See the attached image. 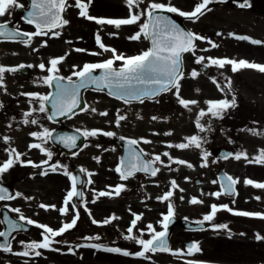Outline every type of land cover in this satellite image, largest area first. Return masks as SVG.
Wrapping results in <instances>:
<instances>
[{"label": "snow or ice", "instance_id": "1", "mask_svg": "<svg viewBox=\"0 0 264 264\" xmlns=\"http://www.w3.org/2000/svg\"><path fill=\"white\" fill-rule=\"evenodd\" d=\"M218 2V0H199L195 3L191 11H183L180 8L171 4L170 0L168 3H157L151 2L146 5L143 10L133 11V9H138L139 5L143 3V0H125L126 6L129 10L127 18H98L89 14V8L93 3V0H75L74 7L79 10L78 15L89 21H94L97 25H112L115 28L119 29L124 25H136L139 24V31L135 34L128 37L132 41H139L142 37L143 39L149 40L151 42V47L147 50L140 52L137 55L126 56L124 54H118L115 49L107 47L101 39L99 32L95 35V42L97 46L105 52H111L112 57L104 60L99 63H84L82 67L73 66V71L71 75L64 77L59 75L60 69L59 65L63 63L66 58L65 56L50 58L48 61V67L42 62L36 67L42 71H46L48 75L42 77L43 84L47 85L49 88L55 85V92H49L47 94L39 93H21V95H26L30 97V103L38 102V108H32L29 111L23 113L26 117L23 121L24 124H37L36 119H27L31 117L33 112L48 113V107L50 105L52 111L47 115L49 121H55L57 117L60 116H69L70 113L79 107V96L81 89H86L89 86H95L97 91L107 89L108 94L115 96L116 99L122 100L125 104L130 103L133 100L143 102L145 97H154L158 96L162 92H169L172 89H175V95L177 97L178 103L186 109L190 110L191 105H196L198 101L188 100L180 97V81L184 78V72L182 69V54L192 53L195 55L196 51V42L197 41H206L211 48L219 47L211 39L194 33L192 31H185L178 24H176L172 19L166 15H158L157 13H174L180 17L187 18L193 22L199 20L207 12L212 11L209 7L211 4ZM224 2V0H220ZM68 0H31L30 10L27 12L26 16L22 17L24 22L29 25H33L35 31L28 32L22 31L18 26L9 27V22L4 21L0 22V38L5 40L16 41L17 38H23L20 40L26 46L30 45L34 37L48 36L50 33L53 37H59L60 32L56 31L64 26H66L69 21L64 19L63 13L66 11ZM14 7H23L19 5L17 0H0V17H4L6 14L10 13V10ZM238 7L241 9L251 7L250 0H241L238 3ZM146 17L144 23H140L141 18ZM216 35H223L222 33H216ZM229 37L238 40V41H248L252 45H261L264 44V41L253 39L246 35H237L235 33H229ZM70 43V42H69ZM47 42L44 41L41 47H46ZM37 51V49H33ZM209 49H203V51H208ZM76 52H85V49L76 48ZM90 55H99L100 53L92 52ZM205 60L208 61L205 64ZM117 61L121 62L119 68L114 67ZM195 63L201 64L204 67L210 65H215L219 68H224L226 65L231 66V71L236 73L242 69H252L260 73H264V64H259L255 62H250L245 59H230V58H212L197 56L195 58ZM25 67L31 68L33 65H24L20 64L15 67L0 65V88L4 87V75L6 73H14ZM79 68V70H77ZM97 70L100 71V75H93ZM192 78H196L199 73L196 70H193L190 73ZM75 77V79H73ZM217 85V88L223 91L221 86L217 81H212ZM226 87L231 90V81L229 80ZM207 108L200 109L197 113L195 120V127L199 132H205L209 129L201 123L202 118L205 116H211L213 118H223V114L230 108L236 106L235 96L231 100L222 99V100H208L205 102ZM2 107V105H0ZM87 110V109H85ZM92 112H96L95 108L91 109ZM101 116H106L107 112L99 113ZM126 117L123 115L117 114L116 117V126H120V122L125 120ZM152 119H156L153 117ZM11 127V125H9ZM77 132H80L77 129ZM253 134H256L255 132ZM30 135L34 138L39 139L42 143H32L29 145V149H39L42 155L47 157V159L42 160L40 163H35L31 160L26 161L28 165H31L34 168L42 169L40 172L41 176H46L49 174V171L55 173L58 169L63 168V175L68 177L71 181L70 190L67 191L63 199V207L59 208L58 211L61 215H67L69 212V204L71 208L75 210L77 205L72 203L74 198H83V193L78 190L77 185L84 183L83 181L78 180L77 176L70 173L67 168L59 163L49 164V161L52 160V152L47 150L43 145L47 140L52 139V132L47 128H44L42 132H32ZM81 135L85 138L87 137H96L97 135H104L107 137H113L116 134L111 131H102L99 129L84 130L81 132ZM165 135H171V133H165ZM59 142L63 143L65 146L70 148L76 147L77 136H59L57 138ZM121 140H124L125 137L121 136ZM5 144H8L10 137H3ZM182 143L169 144L168 147H174L176 149L185 150L189 148L201 149L202 144L205 142L204 138L199 135H191L184 137ZM151 143L147 139L141 138L137 139H128V150L127 157L122 158L120 163L115 168V171L119 174L121 180H127L129 177H132L137 172H144L155 177L157 173L160 172V167H154L156 164L163 165L160 155H154L151 159L145 160L142 157L146 155L141 151H138L136 147L139 143ZM6 153L8 154V159L0 164V174L7 172L10 168L13 167L14 163L21 162V156L23 154L19 153L15 148H6ZM163 155L168 157L170 161L179 165H186L189 168H192L193 165L182 159H173L168 152H164ZM210 153L207 151L202 152L201 159L203 163L201 167H207L208 156ZM229 156H232L235 160L239 161L244 159L248 163L252 164H261L264 165V149L260 150L259 153L249 158L246 152H238L235 154H228L224 159H228ZM99 162V158H94ZM47 166V167H45ZM170 167L169 165H165ZM81 172H86L87 170L81 168ZM89 179L87 184H91V176L94 173L87 172ZM187 179V178H186ZM213 184L217 183L216 180L212 181ZM240 183L238 178H234L231 175L225 174L220 178V187L221 191L211 193L210 195L219 198L222 195L235 196L236 189L235 186ZM245 185H251L255 188L264 189V183L255 182L252 179H245L243 181ZM171 189H177L178 185L175 180L170 181ZM124 191L123 185H117L115 188H112L110 191H100L98 192L97 198L99 197H111L113 195L119 196L120 193ZM183 191V189H180ZM174 195L173 190L165 192L163 195L157 197L161 202H168L167 213L161 214L162 219L158 222L162 228L161 231H157L152 224L146 226L147 233L149 235L148 239L137 238L133 235V229L137 225L142 217L138 214H133L134 219L131 221L130 226L127 229L129 235L124 236L126 240H132L135 243L141 246V251L135 253L137 257H145L147 253H156V252H170L173 255L181 256H193L196 253L202 251L198 242H192L186 246V250H177L173 251L169 248L167 237H168V228L172 222L174 216V206L171 203V198ZM22 194L17 192L14 195L9 194L6 188L0 187V201H11L15 200L18 197H21ZM25 199H31V197H25ZM183 199V197H181ZM259 199V197H257ZM95 203V199L92 201ZM235 202V201H233ZM189 203L191 204H201L203 201L192 198ZM40 208L48 210L49 208H55V205H45L40 204ZM226 210L231 212L235 216L240 217H253L264 220V213L258 212H249L242 210H234L229 208L228 205H216L212 204L210 206V211L203 216L201 220L195 221V224L201 226L205 222H212L216 217L217 213L220 210ZM87 210V209H85ZM9 212H14L18 214L19 221H22L26 225H34L39 229H42L40 241H31L24 242L20 241V244L25 249L22 252L14 253L11 247V239H15L13 233L23 230V224L17 223L16 220L9 219L8 215L5 214L3 219L0 220V224H6V230H0V238H3V242L0 243V251L12 253L18 256H29L34 254L35 256H40L41 252L39 249H48V250H57L51 248L53 243H59L55 238L62 236L65 232L73 229L77 220L79 219V212L77 211L75 216L71 219L70 222L63 223L58 230H54L46 224H40L34 221L33 219L26 217L20 208H11L8 207ZM113 219H118V217L112 216L108 219H105L102 223L107 225L111 223ZM187 219V218H186ZM93 224H97L96 220H92ZM213 230L228 229L226 224H213ZM144 234L141 230V236ZM240 235H245L241 233ZM229 238H231V233H229ZM255 240L257 242L264 241V235L260 233L255 234ZM85 240H99V236L96 237H85ZM79 247L93 248L99 251L109 252V253H119L123 256H129L130 253L126 250H122L117 247H105L98 244H82ZM71 251V249H69ZM186 264H203V262L188 260Z\"/></svg>", "mask_w": 264, "mask_h": 264}, {"label": "rangeland", "instance_id": "2", "mask_svg": "<svg viewBox=\"0 0 264 264\" xmlns=\"http://www.w3.org/2000/svg\"><path fill=\"white\" fill-rule=\"evenodd\" d=\"M164 1L147 0L145 5L151 2H169V0ZM85 2H87V0H85ZM170 2L183 11H191L194 4L199 2V0H170ZM17 3L27 4L26 0H17ZM125 5V0H93L89 8V13L90 9H95L97 12L99 11L101 14L104 13L107 15L116 9L120 15L125 16L128 13V8ZM145 5L140 4L139 8L133 9V11L143 10L146 7ZM212 5H214L212 11L207 12L195 22L182 17L184 23L192 32L207 37L219 45L217 48H211L206 41H197L195 55L186 53L184 56L185 72L184 78L180 81V97L188 100H196L198 103L196 105H191L190 110L184 108L178 103L174 90L159 99V104L155 107L154 111L151 110L152 104H146L144 106L133 105L131 107L133 118L128 119L125 114L127 106L123 103L115 100L106 93L88 91L87 110L75 116L74 119L69 120L68 124L77 126L83 131L97 128L102 131L114 132L116 135L113 137L104 135L89 137L88 146L77 154L78 156L73 162L70 160H62V163L66 167H70L72 163L73 165L79 163L86 166L88 172H92V170H95L94 172L96 173L99 172L98 178L95 177V181L99 179V188L103 189L106 187L104 184L107 179L105 174L108 173L109 170H112V166L115 165L117 157L120 155V150L115 143L117 136L135 135L139 134V132L143 134L146 132L149 134L151 130H155L154 133L160 137L158 144L161 146L160 156L163 161L161 170L157 175V177L160 178V182L157 184H135L137 190L132 191L133 196H139L137 200H140L143 197L150 198L151 194L156 189L157 193H160L159 196L169 190H173L174 195L171 199L175 205L174 212L178 216H187L188 212L192 213L189 210V201L194 197L203 201L201 204H194L196 217L204 216L205 200L212 198L210 189L218 185L217 171L219 167L216 166L217 162L214 161L211 155L208 156L207 167H201L203 163L201 159L202 152H208L209 146L225 144L228 148H235L237 151L236 153L246 152L249 158H251L256 156L260 150L264 149V126L259 127L258 130L257 127L254 126L256 120L260 122L261 118L264 119V73L252 69H242L233 73L231 71V66L226 65L224 68H219L215 65H210V72L206 75L201 71V64L195 63V58L197 56H204L206 58L226 57L235 60L245 59L250 62L264 64V44L252 45L248 41H238L228 35L229 33H235L237 35H246L253 39L264 41V12H256L253 8L249 7L244 9L234 8L230 4L219 3V0ZM145 20L146 17H142L140 23H144ZM4 21H9L11 23L15 22L28 32L35 31L32 26L22 22L17 7L12 8L10 13L6 14L4 17H0V22ZM104 28L108 29L110 33H117L120 37L122 34L130 37L139 31V24L133 25L134 30L127 28L126 25L119 29L113 26H104ZM81 29L82 31H88L86 30L88 29L86 26ZM102 31L103 29L96 27V32ZM202 31H204L205 34H203ZM216 33H222L223 35H216ZM208 34L211 36H208ZM59 37H53L51 33L48 36L34 37L28 46L20 41L2 42L0 43V65L17 66L20 64H31L34 66L31 67L32 76L29 77V75L24 76L18 74V76H14V80L36 82L39 80L38 76L40 73L41 77L48 75L46 71H42L36 66L43 62L47 68L50 58L63 55L62 50L64 48V43L60 44L61 40ZM44 41L47 42V46L41 47ZM139 41V45H137L135 50L136 52H132L127 56L137 55L149 48L148 40L142 37ZM65 46V52L68 50L67 53H70L67 43ZM33 49H37V51ZM203 49L209 50L203 51ZM63 63H65V60ZM67 63L68 62H66V64ZM207 63L208 61L205 60V64ZM115 64L120 66L121 62L117 61ZM66 68V72L59 74L64 77L71 75L73 66H67ZM193 70L199 73L196 78H192L190 75ZM7 76H12V74H5L4 80L8 79ZM213 80L217 81L223 91L217 88V85L212 82ZM229 80L231 81V90L225 86ZM8 89H10V86L6 87L4 85V95ZM233 96H235L236 99V106L228 109L223 114L222 119L213 118L211 116L202 118L201 123L209 130L199 132L195 127V120L200 109L206 110L207 104L205 102L208 100H231ZM92 108H95L96 112H92ZM101 112H107L108 114L106 116H101L99 114ZM118 113L126 117L125 120L120 122L119 127H117L115 123ZM153 117H156V119H152ZM126 122H130L133 128L137 129L136 131L138 132L130 134L126 130ZM169 132L171 135H165V133ZM254 132L256 134H253ZM194 134L203 137L205 140L201 149L189 148L180 150L174 147H168L169 144L185 142L184 137ZM155 145L156 144H154V146ZM51 152L53 154L52 158L57 159L58 154H55L53 150H51ZM164 152H168L173 159H182L191 163L193 167L189 168L186 165L173 163L168 157L163 155ZM97 157L99 158V162L94 159ZM165 165H169L170 167H166ZM249 167V163L244 159L237 161L234 158L227 160L225 165L226 170L235 178H238L240 182L242 176L250 175L248 172V170H250ZM196 178L202 179V183H196ZM172 180L176 181L178 185L177 189H171L170 181ZM214 180H216L217 183L213 184L212 181ZM41 184H44L43 180H41ZM111 184H115L114 188L117 185L124 186V183H121L118 176H116V179ZM109 185L108 190L110 191L112 188L109 187ZM28 186L29 188L35 189L38 187V185L29 184L26 185L25 188H22V190L26 191ZM180 189H183V191H180ZM100 191H107V188L103 190L99 189V192ZM89 192L92 193V191ZM181 197H183V199H181ZM113 198H115V201L112 202L113 205L116 207L120 206L119 202L116 200L117 197ZM16 238L20 240L21 237L16 236ZM111 240L112 239L109 237L107 241L110 242ZM12 250L14 251V248H12ZM13 257L14 254L12 253L0 251V264H4V262L12 264Z\"/></svg>", "mask_w": 264, "mask_h": 264}, {"label": "flooded vegetation", "instance_id": "3", "mask_svg": "<svg viewBox=\"0 0 264 264\" xmlns=\"http://www.w3.org/2000/svg\"><path fill=\"white\" fill-rule=\"evenodd\" d=\"M228 2L234 3L235 5L232 6L238 8V3L241 0H229ZM74 3L75 0L69 1L70 6L67 18L69 23L60 30V44L64 43L63 55L60 56H65L68 52V50L65 52L66 43L70 49V53L66 55L65 63L59 65L61 72H66L67 66L76 65L82 67L84 63H99L112 57L111 52L103 51L95 42L96 27H99V25L94 21L80 18L76 13L77 9L74 7ZM143 3L145 4L146 1L143 0ZM258 10L262 12V9ZM89 14L104 17L122 16L116 9L107 15L91 9ZM85 26L88 28L86 29L88 31H82L81 28ZM99 34L102 42L107 47H113L116 52L118 50L119 54L126 55L135 52L137 45H139L138 41H132L124 34L121 37L119 35L110 36L107 31H102ZM76 48L85 49L86 51L76 52L74 51ZM92 52L100 54L95 56L90 55L89 53ZM66 62L68 63L66 64ZM11 74L12 76H7L9 80H4V85L6 87L10 86V89L6 90L5 95L3 88H0V105H2L0 107V164L8 159V154L5 151L6 148H15L23 155L21 162L14 163L13 167L7 172L0 174V185H5L8 189L14 190L15 193H21L22 196L11 201H0V220L4 209L8 210V207H18L26 217L33 219L37 223L46 224L54 230H58L63 223L70 222L76 212H79L76 226L65 232L62 236L55 238L56 241H59L60 250L58 253L53 250L39 249L38 251L41 252L40 256H35L34 254H30L28 257L14 255V262L17 264H186V261L194 260L203 262V264H264V241L257 242L254 238L256 233L264 235V220L235 216L223 209L217 213L212 222H205V228L202 230L200 228L185 229L180 223L173 226L170 235L171 250H186L188 244L198 242L202 249L201 252L193 256H177L170 252H156L147 253L145 257H137L135 253L141 251V246L132 240L123 238L129 235L127 229L134 219L133 214L141 215L142 218L137 221L132 234L137 238L148 239L149 235L146 228L148 224H152L157 231L162 230L158 222L162 219L161 214L167 213L168 202H161L157 199L160 195V193H157V189L151 194L150 198L143 197L140 200H137L139 196H133L132 191L137 190L135 184L159 183L160 178L157 177L158 173L155 177L147 173H137L129 177L126 180V183H128L126 185L127 192L121 194L122 198H116L117 201L122 200V202L119 201L120 206L116 207L112 203L115 201V198L112 196L97 198L99 179L95 181V177L98 178L99 172L94 173L91 176L92 183L87 184L86 182L89 178L87 177L88 171H86L83 198L81 201H77L74 198L72 203H75L77 208L73 210L71 204H69L68 214L61 215L58 209L64 206L63 199L67 193L65 189L69 185L68 178L61 173H49L46 176H41L40 172L42 169L34 168L25 163L28 160L40 163L42 160L47 159V157L41 154L39 149H29V145L32 143H42L39 139L32 137L30 133L42 132L44 128L52 131V125L47 119L49 113H40L38 111L33 112L31 117H27L29 120L36 119L37 124L23 123L26 118L23 113L32 108H38L39 105L35 101L30 103L31 98L21 95V93L46 94L49 87L43 84L41 76H39V80L32 82L14 80V76H18V71ZM4 135L10 137L8 144H5L3 141ZM152 136L153 134L150 135V137ZM157 138L155 136L154 139ZM43 146L49 151L55 149L51 145L50 139ZM219 147L210 148L209 146L208 153L216 156L217 148ZM141 148L144 149L143 151L150 159L154 155H160L161 150L159 146H150L149 149L145 147ZM218 163L220 164L222 161L219 160ZM111 169L105 181L109 184L114 182L115 175H118L114 167ZM249 174L250 176H242L241 182L236 185L237 192L235 196L222 195L219 198L212 196V198L206 199L204 215L210 211L212 204L228 205L229 208L234 210L264 213V189L255 188L243 183L245 179L264 183V168L259 164H255L249 170ZM41 180H43L44 184H41ZM29 184L38 185V187L35 189L28 186L26 191L22 190V188H25ZM89 191H92V193ZM210 191L212 193L221 191L220 184L211 188ZM25 197H31V199H25ZM94 199L95 203L92 202ZM171 203L175 206L172 199ZM40 204L55 205V208L45 210L39 207ZM189 210L192 213L188 212L187 216H177L179 218H187L193 222L203 218V216L196 217L194 204L190 203ZM9 213L18 218V214L14 212ZM112 216L118 217V219H113L107 225L102 223L105 219ZM93 219L98 223L93 224ZM213 224H226L228 225V229L213 230ZM2 227L3 225L1 224L0 230H2ZM32 228V231L28 232L26 237L21 232L16 235H21L22 239H27L26 243L40 241L42 239V229L34 225H32ZM135 229L136 231H134ZM141 230L144 232L142 236ZM229 233H231V238H229ZM241 233L245 235L242 236L240 235ZM96 236H99L100 239H84L85 237ZM108 236H111L112 240L110 242L105 241V238ZM114 240L120 249L128 251L130 255L123 256L119 253H109L93 248L79 247V245L91 243L105 247H116ZM53 244L57 245V243ZM14 245H16L14 253L22 252L21 248L23 246L20 244V241L15 240ZM179 246L180 248H178ZM24 257L28 258V260L24 259Z\"/></svg>", "mask_w": 264, "mask_h": 264}, {"label": "water", "instance_id": "4", "mask_svg": "<svg viewBox=\"0 0 264 264\" xmlns=\"http://www.w3.org/2000/svg\"><path fill=\"white\" fill-rule=\"evenodd\" d=\"M28 1H29V7H28V8L19 7V10H20V12L22 13V16H23V17L26 16L27 12L30 10L31 0H28ZM157 14H158V15H166V16H168V17H169L170 19H172L176 24H178L182 29H184L185 31H187V29H186V28L184 27V25L182 24L181 20L178 19L176 16H174L172 13H163V12H161V13H157ZM9 27L12 28L10 25H9ZM0 39H4V38H0ZM100 74H101L100 72H94V73H93V75H100ZM88 88H95V86H89ZM103 90H105V91L108 92L107 89H103ZM84 91H85V89H81V91H80V96H79V107H77L76 109H74V111H73L72 113H70L69 116L72 115L73 113L79 111V110H82V109L84 108V106H85V104H84ZM52 92H55V85H54V84H53V86H52ZM162 93H164V92H162ZM162 93H160V94H162ZM160 94H159V95H160ZM159 95H158V96H159ZM158 96H154V97H145V98H143V99H155V98H157ZM133 101H135V100H133ZM47 106L49 107V110H50V113H51L52 109H51L50 105H47ZM69 116H60V117H57V118L55 119V121L62 120V119L66 118V117H69ZM59 136H77L78 139H77L76 143L78 144V146H79V145H82V143H83V137H82L81 135H79V134L74 135V134L71 133L70 131H62V130H61V131H56V132L52 135V139H53L56 143H58L61 147H63V148L66 147V146H65L63 143L59 142V140L57 139ZM119 141L122 142L121 139H119ZM122 144H124V146H127V145H128L127 142H122ZM65 150H66V149H65ZM67 151H69V150H67ZM125 157H127V155H126Z\"/></svg>", "mask_w": 264, "mask_h": 264}]
</instances>
